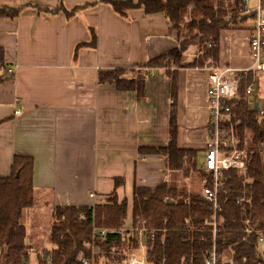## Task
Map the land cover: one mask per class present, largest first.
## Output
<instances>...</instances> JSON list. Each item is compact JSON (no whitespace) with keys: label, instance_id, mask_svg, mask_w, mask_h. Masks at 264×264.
Here are the masks:
<instances>
[{"label":"crops","instance_id":"1","mask_svg":"<svg viewBox=\"0 0 264 264\" xmlns=\"http://www.w3.org/2000/svg\"><path fill=\"white\" fill-rule=\"evenodd\" d=\"M119 1L0 0L22 7L14 20L0 19L6 62V69H0V178L11 175L15 156L31 157L34 205L92 207L105 192H112L116 178L123 180L115 188L120 199L127 185L132 196L135 187L169 182L175 171L168 169L165 158L141 154L139 147L167 145L174 105L177 146L203 155L209 69L252 65L248 39L254 15L248 12L256 9L257 0L247 1L248 16L237 28L220 32L216 61L205 57L204 49L192 51L186 45L185 66L171 67L177 69L172 97L171 76L165 69L144 65L179 48L180 33L162 13L147 14L140 7L117 13L113 3ZM116 69L134 79L138 71L147 72L141 98L135 91H119L114 82L98 81L100 72ZM246 75L252 93L245 91V100L256 108L259 119L264 77ZM29 209L24 225L32 248L26 263L38 264V254L46 258L53 245L48 241L46 249L38 250L32 227L25 224L30 222ZM139 250L135 256L141 255Z\"/></svg>","mask_w":264,"mask_h":264},{"label":"trees","instance_id":"2","mask_svg":"<svg viewBox=\"0 0 264 264\" xmlns=\"http://www.w3.org/2000/svg\"><path fill=\"white\" fill-rule=\"evenodd\" d=\"M113 6L119 14L132 7L143 8L147 14L162 13L179 33L186 13L190 12L192 28L183 36L180 47L154 57L144 65L147 68L165 69L171 76L172 97L175 96L177 69L171 67L184 65L182 56L186 45L194 43L201 50L204 49L205 57L216 61L220 32L237 28L248 16L243 15L245 6L241 0H137L136 3L121 0L113 3ZM21 9V6L1 2L0 19L14 20ZM5 67L4 50L0 46V69ZM124 72V69L100 72L98 81L114 82L119 91H135L137 97L141 98L147 72L138 71L135 79L125 77ZM249 80L250 76L246 75L239 81L243 96ZM242 95L234 100L232 108L240 147L243 146L245 130H250L252 142L263 148L246 150L244 172L231 169L224 171L219 179L215 235L210 224L214 215L213 206L199 192H190L185 188L177 191L174 185L170 187L167 183L155 188H133V225H137L139 218L145 221L148 228L155 230L154 245H147V264H203L204 256L213 245L221 255L230 253L231 262L222 264H264L257 245L260 233L264 232V128L256 108L248 107ZM174 107L171 105L169 112L167 145L139 147V152L162 155L168 169L173 171L183 167L184 155L188 154L190 169L195 167L200 177H208L206 185L212 187L210 175L197 170L196 151L177 146ZM32 167L31 157L15 156L11 175L0 178V264H22L29 260L28 252L32 247L26 233L24 215L35 202ZM122 184L121 178L115 179V188ZM110 195L105 205L53 207L49 232V242L53 247L46 251V258L45 253L38 254V264H81L79 254L87 258L91 255L87 244L97 247H94L96 251L91 256L94 264H99L101 259L105 260V264H123L138 244L135 241L130 243L133 241L132 234L128 235L126 230L119 231L127 217V200L118 201L115 192ZM101 226L107 228L104 237L99 236Z\"/></svg>","mask_w":264,"mask_h":264},{"label":"built area","instance_id":"3","mask_svg":"<svg viewBox=\"0 0 264 264\" xmlns=\"http://www.w3.org/2000/svg\"><path fill=\"white\" fill-rule=\"evenodd\" d=\"M247 1L241 0L244 6H246ZM248 13H253L254 15L253 27L248 39L252 59L251 67L249 69H234L230 66H213L209 69L207 77L205 99L208 112V134L203 149L201 171L210 175L212 187L206 185L208 177L204 176L200 195L213 206L214 215L210 224H212L214 235L217 223L215 210L217 208L219 179L222 177L224 171L233 169L238 172H244L246 168V150L240 147L235 123H233L232 118L233 102L238 98V82L246 74L254 77H264V4L262 0H257L256 9ZM7 72L12 74L13 70L9 68ZM245 91L247 94L252 93V85H247ZM259 114V121L262 122L264 128V111H260ZM90 196L94 197V194H90ZM136 222L135 228L130 227V230H126L130 231L132 235H136L137 243L140 244L142 253L139 257L131 254L126 264H147L145 260L147 245L149 241H154L155 230L148 228L145 221L139 218ZM122 230L125 229H119V231ZM106 231L107 229H100L99 236L104 237ZM257 243V245H260L258 251L264 260V232L260 233ZM92 248L94 251V246ZM78 260L81 264H94L91 257L87 258L82 254H79ZM222 263H224L223 255L218 252L216 245H213L204 256L203 264ZM22 264L28 263L23 262Z\"/></svg>","mask_w":264,"mask_h":264},{"label":"rangeland","instance_id":"4","mask_svg":"<svg viewBox=\"0 0 264 264\" xmlns=\"http://www.w3.org/2000/svg\"><path fill=\"white\" fill-rule=\"evenodd\" d=\"M191 18L192 17L190 15V12L188 11L185 15V20L181 24V29H180V37L181 38H180V40H182L183 36H185L186 33L188 32V30H190L192 28ZM188 44L189 45H187V48H189L192 51H194V50L196 51L197 46L194 43H188ZM242 87H243V85H242ZM242 94H243V88L240 87V83H239V85H238V96H240ZM243 97H245V95ZM252 141H253L252 132L250 130H245L244 140H243L244 146L243 147L247 148V149L253 148V147H257L259 149L263 148L262 145L254 144ZM184 157H185V161L183 162V167H181L178 171L171 173V175L169 177V182H167V185L170 187L172 185H174L177 188V191L185 188L186 190H188L190 192H197L198 193L201 190L200 187L203 183V178L200 177V175L196 171L195 167L190 169L189 164L187 162V160L189 159L188 154H185ZM201 157H203L202 153L196 154L197 166H199V162L201 161V159H200ZM129 187H130V185H127L126 190H124V192H123V194H124L123 199L127 200V206H128V213H127V217L124 220V225L126 227H128L131 224V228H135L136 226L133 225V219L130 216L131 215L132 196H131V191H130ZM113 192H115L117 200L121 201L122 199L117 197V193H116L115 188L112 190L111 193H113ZM110 194H109V192H105L104 193L105 196L98 198V201H100L99 204L105 205V203H108V201L110 199L109 197H111ZM48 199L49 198L43 199L42 201L45 202ZM34 204L32 205V207L27 212L28 218H30V222L26 221L25 224H27V228H29V226L32 227V234L36 236V238L33 242L36 246H38V250L39 249H46L44 247L46 246V242L49 241V232H50V227H51L50 225L52 222L51 211H52L53 206L51 207L47 204L42 205L41 203H38L37 205H34ZM130 220H131V222H130ZM126 223H128V224H126ZM103 228H105V227L101 226V229H103ZM122 232H124V230H122ZM132 236H133V238H132L133 241H130V243H132L134 241L137 243L138 241L136 239V235H132ZM154 242L155 241H152V242L149 241L148 243H149V245H154ZM92 246H94L95 249H97V247L95 245L87 244V247H89L90 252H91L90 257L92 255H94V254H92V251H93ZM137 248L142 250V248L140 247V244H138ZM137 248L131 250V253H133L134 255H137L140 251ZM145 248H146V246H145ZM258 249H260V245H258ZM222 255H223V261L224 262H231V256H230L229 252H224ZM125 262H126V259L123 261V264H125ZM99 264H105V260L101 259V262Z\"/></svg>","mask_w":264,"mask_h":264}]
</instances>
